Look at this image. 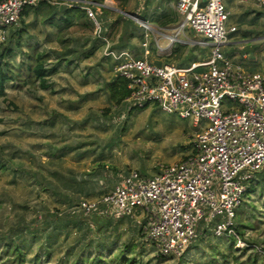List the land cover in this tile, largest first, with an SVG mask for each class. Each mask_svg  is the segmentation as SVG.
<instances>
[{"label":"rangeland","instance_id":"374dc122","mask_svg":"<svg viewBox=\"0 0 264 264\" xmlns=\"http://www.w3.org/2000/svg\"><path fill=\"white\" fill-rule=\"evenodd\" d=\"M66 1L51 3L58 7ZM223 2L230 12L228 26L237 30L221 52L232 63L264 74V6L260 0ZM102 5L108 10L97 8L101 32L96 26L93 31L81 25L61 28L53 23L60 15L53 20L44 12L31 13L24 25L7 30L2 44L15 47L7 59L14 74L25 58L22 51L31 46L47 53L51 71L44 89L23 67L22 76L9 81L0 96V264L19 263L16 246L23 251L22 264H264V170L248 184L236 210L242 242L216 237L213 227L204 232L202 223L180 257L159 253L147 238L141 211L106 217L76 208L111 191L131 170L154 176L162 166L182 160L200 131L191 118L155 104L129 110L125 102L112 103L108 89L118 74L107 51L127 50L136 58L177 66L212 53L211 47L180 42L162 51L158 44L168 40L121 12L135 13L155 30L172 33L181 21L176 0H104ZM118 14L135 22L130 43L121 50L112 48L120 43L123 24L114 39L105 40L103 34ZM21 28L19 48L15 32ZM186 33L206 40L189 29ZM177 48L180 52L172 57Z\"/></svg>","mask_w":264,"mask_h":264},{"label":"built area","instance_id":"2783aa9c","mask_svg":"<svg viewBox=\"0 0 264 264\" xmlns=\"http://www.w3.org/2000/svg\"><path fill=\"white\" fill-rule=\"evenodd\" d=\"M37 1L0 0V44L7 30L19 23L24 9ZM67 2L84 3L82 7L101 32L92 5L96 3ZM259 5L264 6V0ZM175 7L181 21L172 33L155 30L148 20H134L168 40L158 42L162 51H171L180 42L211 47L210 57L177 66L136 58L127 50L107 54L115 58L118 76L127 80V109L155 104L165 112L191 118L200 127L192 152L162 166L154 176L131 170L111 191L96 200H83L76 208L92 214L100 207L109 216L141 211L147 238L159 253L180 257L200 234L202 223L204 232L213 227L216 237L242 242L234 222L236 210L248 184L264 170V74L232 63L221 52L228 35L237 30L228 26L230 12L223 0H176ZM186 29L206 40L190 38Z\"/></svg>","mask_w":264,"mask_h":264},{"label":"trees","instance_id":"16d2710c","mask_svg":"<svg viewBox=\"0 0 264 264\" xmlns=\"http://www.w3.org/2000/svg\"><path fill=\"white\" fill-rule=\"evenodd\" d=\"M89 2L96 3L92 5L95 11L97 12V18L102 27L103 19L102 17L99 16L97 8L100 7L101 9H103V11L108 10L102 5V3H104V0H89ZM82 6H84V3L70 2L65 6L54 7L53 4L51 3V0H38L35 4H31L24 9L19 22H21L22 25H24L26 22V17H28L31 13L38 15L39 13L44 12L45 14H47V16H51L50 19L53 20L57 19V15H60V17L56 20V22L53 23H57L58 25L61 26V28H65V27L69 28L73 26L76 27L78 25H81L93 31L95 29V24L93 20L88 16L86 10ZM165 16H168V13ZM80 17L82 18V21H76L77 18ZM83 18L86 19L84 20ZM133 23L135 22L131 18H128L123 14H118V18L116 20L108 24V27L105 26L106 30L104 31L103 34L106 40L114 39L115 35L118 34L121 25L123 24L125 26V32H123L120 36V43L118 45H115L112 49L121 50L129 45L130 39L133 36V31L131 26ZM63 24L64 26H62ZM15 35L17 36L15 44L17 45V47L21 48L23 41L22 40L23 29L21 28L20 30L16 31ZM3 44L2 43L0 44V96L4 94L6 85L9 81L14 80L16 77L20 78V76H22L23 67L32 78L34 77L35 80H39L42 88L47 89L48 88L47 76L51 71L46 67V63L48 60L47 53L44 51H39L37 49V46H31L28 51H22V53L25 55V58L21 62H19L17 73L14 74L13 72L14 69L11 67L12 65L11 61L7 59L13 55L15 47L13 46V43L7 45H3ZM180 50H181L180 48H177L176 51L174 49L173 54L171 56L173 57L175 53H179ZM184 61H182L181 63H184ZM108 91H109L110 101L116 105H121L122 103H124L126 97L129 94V90L127 87V80L118 76L116 81H114L109 85ZM95 211L100 212V207L94 210L93 212ZM105 216L110 217L109 215L106 214ZM15 253L17 254V259L19 260L18 264H22L23 251L16 246ZM132 262L133 260L129 259V263Z\"/></svg>","mask_w":264,"mask_h":264},{"label":"water","instance_id":"95a60500","mask_svg":"<svg viewBox=\"0 0 264 264\" xmlns=\"http://www.w3.org/2000/svg\"><path fill=\"white\" fill-rule=\"evenodd\" d=\"M122 13H124L125 15H128L129 17L135 19L137 16L135 13H128V12H125V11H121Z\"/></svg>","mask_w":264,"mask_h":264}]
</instances>
